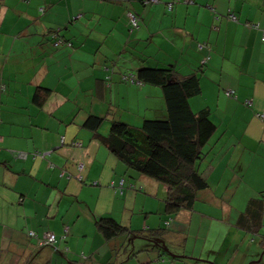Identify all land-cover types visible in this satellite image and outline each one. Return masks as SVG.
Segmentation results:
<instances>
[{
  "label": "crops",
  "instance_id": "0c3cea01",
  "mask_svg": "<svg viewBox=\"0 0 264 264\" xmlns=\"http://www.w3.org/2000/svg\"><path fill=\"white\" fill-rule=\"evenodd\" d=\"M171 1L0 0V264H75L80 251L86 264H264V199L260 229L238 222L264 192V0ZM54 32L71 46L54 47ZM145 62L197 73L199 101L216 104L202 106L216 130L199 164L208 188L191 209L168 212L167 188L126 169L82 126L89 113L135 126L166 114L159 87L120 79ZM39 87L50 90L40 103ZM236 198L233 209L225 203ZM101 215L154 239L105 240ZM65 226L60 254L27 237Z\"/></svg>",
  "mask_w": 264,
  "mask_h": 264
},
{
  "label": "trees",
  "instance_id": "16d2710c",
  "mask_svg": "<svg viewBox=\"0 0 264 264\" xmlns=\"http://www.w3.org/2000/svg\"><path fill=\"white\" fill-rule=\"evenodd\" d=\"M179 1L181 0H173L165 4L168 9H171L173 4ZM159 2L161 0H141L143 5L158 4ZM129 13L126 14L127 18ZM232 16L230 15L228 18L236 20V16ZM129 24L131 30L137 29L139 27L138 18H136L135 26L130 21ZM251 27L258 28L254 24ZM64 43L71 46V43L60 38L57 32L52 33L54 47L58 48ZM203 46L204 44L199 47L202 48ZM142 62L144 61L142 60ZM120 79L130 85H155L159 87L164 98L166 114L161 118L144 119L141 125L135 126L119 119L111 111L104 115L89 113L82 123L83 128L90 130L100 144L112 153L126 169L164 185L167 188L165 204L168 212L191 209L199 199V194L208 188V181L200 172L199 164L207 156L206 148L216 130V125L211 119V110L208 107L193 111L189 104L190 98L198 96L201 92L199 75L191 73L187 76H181L170 65L145 62L137 68L135 73L121 74ZM5 88L6 86H2L1 89L5 90ZM41 91L46 96L50 90L45 87L38 88L34 98L39 103L44 99ZM246 104L251 105V102H246ZM105 127L107 133L103 134L101 131ZM63 140L61 138V144L64 143ZM19 154H13V156L16 157ZM21 158L23 159L25 156ZM119 182H122L123 188L124 179ZM119 182H112L113 184L110 186H119ZM259 196L260 198H253L248 201L247 209L240 214L238 219L242 227L249 228L252 232L262 227L261 204L264 199V192H261ZM94 225L96 231L105 240H113L122 236L130 240L134 237H140L145 241L154 239L152 238L153 232L133 231L108 215L94 218ZM67 229L68 227L65 226V232L60 235L47 231L54 235V242L48 244H40V241L43 240V234L47 232H43L41 235H37L34 231L27 232V237L34 241L36 249L50 248L55 253H59L58 244L66 240ZM62 251L68 252L69 249L64 246ZM134 251H131L132 254L137 252ZM89 258H91L89 254L80 251L75 264H86ZM26 264L36 263L29 262Z\"/></svg>",
  "mask_w": 264,
  "mask_h": 264
},
{
  "label": "rangeland",
  "instance_id": "374dc122",
  "mask_svg": "<svg viewBox=\"0 0 264 264\" xmlns=\"http://www.w3.org/2000/svg\"><path fill=\"white\" fill-rule=\"evenodd\" d=\"M248 2L250 3L251 0H249ZM204 92H205V93H208L206 90H204ZM202 99H203L202 101H199V100H201V97H197V96L190 98V101L192 102V105H193V107L195 108V110H193V111H198V110H196V109H199V110H200V108H202L203 105H209V106H211V109H212V110L215 109L216 104H215L214 101L211 102V101H212L211 98L204 99V98L202 97ZM204 100H205V101H208L209 104H206V103L204 102ZM194 108H193V109H194ZM79 111H80V110H79ZM213 113H215V112H213ZM212 116H213V115H212ZM250 186H252V185H247V187H246L245 189L248 190V188H249ZM242 187H243V185L238 189V192H241ZM215 188H216V186H212V189H213V190H217V189H219V188H217V189H215ZM225 203H226L228 206H230L231 208H232V207L235 208L236 205H238L237 198L234 199V200H232V201H230V202L227 201V202H225ZM201 208H203V205L201 206ZM233 208H232V209H233ZM43 235H44V234H43ZM165 258H166V257H165ZM158 264H174V263H171L170 260L165 259V261H162V262L159 261ZM179 264H184V263H179Z\"/></svg>",
  "mask_w": 264,
  "mask_h": 264
},
{
  "label": "built area",
  "instance_id": "2783aa9c",
  "mask_svg": "<svg viewBox=\"0 0 264 264\" xmlns=\"http://www.w3.org/2000/svg\"><path fill=\"white\" fill-rule=\"evenodd\" d=\"M153 1H156V0H153ZM128 18H129L130 23L133 26H135L136 25V17L133 14L129 13ZM42 155H45V153H43ZM18 156L23 157L24 155L19 154ZM112 184L113 183H111V186H112ZM119 188H122V182H120ZM52 242H54V235L52 233L47 232L43 235V240L40 241V244H48V243H52Z\"/></svg>",
  "mask_w": 264,
  "mask_h": 264
}]
</instances>
